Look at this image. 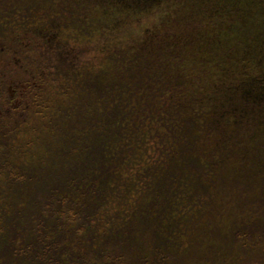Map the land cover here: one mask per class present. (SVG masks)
<instances>
[{"label":"trees","instance_id":"1","mask_svg":"<svg viewBox=\"0 0 264 264\" xmlns=\"http://www.w3.org/2000/svg\"><path fill=\"white\" fill-rule=\"evenodd\" d=\"M47 31L65 62L23 145L30 165L4 167L24 197L0 199V264H168L174 205L211 194L256 254L264 0H0V39Z\"/></svg>","mask_w":264,"mask_h":264},{"label":"rangeland","instance_id":"2","mask_svg":"<svg viewBox=\"0 0 264 264\" xmlns=\"http://www.w3.org/2000/svg\"><path fill=\"white\" fill-rule=\"evenodd\" d=\"M52 61L59 65L65 62L64 59H61L59 56L53 58ZM10 127L12 130L9 135L0 140V163L3 165L1 168L2 171L5 164H7L5 169L16 172L15 168L8 165V163L11 162V159L14 160L16 158V165L19 168L27 169V165L30 164H27L28 162L21 161L22 151L26 150L23 145L28 136H31L30 130L34 128L35 130H40V126L39 121H35V123L32 124V121L28 119L26 124H23L20 121H15L14 123H10ZM40 147L41 146L39 145V149ZM31 149L34 150V147ZM30 172L34 175V171ZM19 173L20 171L18 170L15 174ZM0 174V178H3V181H0V199L24 197L22 195V187L20 185L6 182L4 180L6 176L4 171L3 174ZM61 175V178L57 177V173L55 172L51 177H49V182L52 183V186L58 185V180L60 179L66 183V174L63 173ZM199 180L196 183L202 182L201 179ZM61 183L65 185L63 182ZM127 183L128 182L126 180L124 184L125 188L128 187ZM54 188L57 189V187ZM129 188L130 187H128V189ZM200 189L201 188H199V190ZM206 189L210 192L214 190L210 185ZM55 193L56 192L53 194ZM177 197V192L176 194L173 192L168 195V198H174L176 200ZM212 197H214L213 194H211V196H207V205L195 200V198H180L185 203H177L174 205V210H176L179 206L180 211L176 213L177 217L170 228H167L171 233L166 235L168 240L164 237L163 241H159V245L164 246L169 244L173 246L167 254L168 264H221L226 259L225 255H227L228 252H235L229 253L232 256L231 258H237L244 255L243 252L238 249L237 243L234 242H237V236L240 235L239 231L242 230L245 232L246 228L243 225L238 228L234 225L236 224L235 221H240L242 224L245 221L239 215H233V212H235L233 204L232 211L227 214H223L220 211H214V208L212 209ZM257 200L258 199H251V202L248 204L250 208L254 209V205ZM242 202L244 203V199ZM252 214L253 213H248L247 215L251 216ZM222 229L223 233L221 232ZM224 231L226 232L224 233ZM207 238H209V242L205 241ZM260 239L261 241L259 242ZM262 239L264 238H262V235L258 233L257 241L256 239L254 241H256V243H261L263 241ZM182 240H184V242H182ZM114 241H116V239H114ZM221 246L222 248L220 251ZM221 258L223 259L220 260Z\"/></svg>","mask_w":264,"mask_h":264},{"label":"flooded vegetation","instance_id":"3","mask_svg":"<svg viewBox=\"0 0 264 264\" xmlns=\"http://www.w3.org/2000/svg\"><path fill=\"white\" fill-rule=\"evenodd\" d=\"M52 31L0 39V140L11 132L10 123L26 124L30 119L33 124L39 119V105L50 93L59 65L52 60L63 59L66 53ZM2 166L0 163L3 174ZM254 247L256 254L225 259L221 264H264V239Z\"/></svg>","mask_w":264,"mask_h":264}]
</instances>
